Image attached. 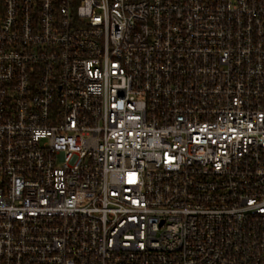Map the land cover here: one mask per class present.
I'll return each mask as SVG.
<instances>
[{"label": "built area", "instance_id": "built-area-1", "mask_svg": "<svg viewBox=\"0 0 264 264\" xmlns=\"http://www.w3.org/2000/svg\"><path fill=\"white\" fill-rule=\"evenodd\" d=\"M0 264H264V0H0Z\"/></svg>", "mask_w": 264, "mask_h": 264}]
</instances>
